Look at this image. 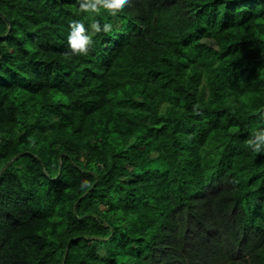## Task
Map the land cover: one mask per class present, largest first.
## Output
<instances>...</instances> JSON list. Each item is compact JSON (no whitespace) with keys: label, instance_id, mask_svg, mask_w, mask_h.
Segmentation results:
<instances>
[{"label":"trees","instance_id":"trees-1","mask_svg":"<svg viewBox=\"0 0 264 264\" xmlns=\"http://www.w3.org/2000/svg\"><path fill=\"white\" fill-rule=\"evenodd\" d=\"M74 19L0 0V264H264V0Z\"/></svg>","mask_w":264,"mask_h":264},{"label":"clouds","instance_id":"clouds-1","mask_svg":"<svg viewBox=\"0 0 264 264\" xmlns=\"http://www.w3.org/2000/svg\"><path fill=\"white\" fill-rule=\"evenodd\" d=\"M77 2L79 12L89 14L91 31L85 28L84 23L80 20L69 21V34L67 37L69 50L64 53L66 59H71L73 56H87L93 44V36L100 32L109 33L112 31L113 26L111 23L105 22L101 25L99 21L94 19L102 9L114 17L132 4V0H77ZM246 144L254 153H264V128L253 131ZM81 187L90 188L91 182L84 180L81 182Z\"/></svg>","mask_w":264,"mask_h":264},{"label":"water","instance_id":"water-1","mask_svg":"<svg viewBox=\"0 0 264 264\" xmlns=\"http://www.w3.org/2000/svg\"><path fill=\"white\" fill-rule=\"evenodd\" d=\"M5 166H6V165H5ZM5 166L2 167V169L0 170V173H1V171L5 168ZM64 257H65V256H64Z\"/></svg>","mask_w":264,"mask_h":264}]
</instances>
